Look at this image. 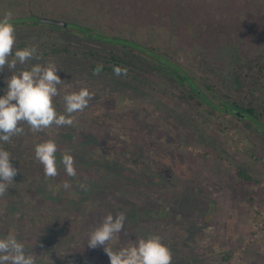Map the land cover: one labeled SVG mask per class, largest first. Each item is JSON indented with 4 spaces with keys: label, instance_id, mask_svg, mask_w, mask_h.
Wrapping results in <instances>:
<instances>
[{
    "label": "rangeland",
    "instance_id": "rangeland-1",
    "mask_svg": "<svg viewBox=\"0 0 264 264\" xmlns=\"http://www.w3.org/2000/svg\"><path fill=\"white\" fill-rule=\"evenodd\" d=\"M262 1L0 0V17L11 10L13 18L29 16L35 24V17L72 20L130 36L160 49L180 74L189 69L199 83L226 95L236 91L238 62L264 59ZM16 37L15 47H38L42 59L30 64L52 61L60 68L58 112L65 91L87 87L95 95L74 114L73 126L33 134L25 124V135L12 138L13 149L0 142L19 169L0 197V238L15 228L37 264H110L87 236L104 216L124 211L113 250L155 233L171 249L172 264H264L261 135L244 120L190 99L179 81L144 62L123 63L126 77L93 75L80 45L61 43L59 30L18 26ZM60 44L70 51L50 52ZM100 47L90 41L86 49ZM9 76L7 68L0 72V95ZM48 139L58 145V162L64 153L74 157L75 177L59 163V174L45 177L34 149Z\"/></svg>",
    "mask_w": 264,
    "mask_h": 264
},
{
    "label": "clouds",
    "instance_id": "clouds-1",
    "mask_svg": "<svg viewBox=\"0 0 264 264\" xmlns=\"http://www.w3.org/2000/svg\"><path fill=\"white\" fill-rule=\"evenodd\" d=\"M16 40L13 12L8 10L0 17V72L5 68L11 71V76L6 78L5 93L0 95V142L4 143H10L13 137L25 135V124L33 134L54 127L73 126L74 114L82 113L95 95L87 87L65 91L64 110L58 112L54 99L60 95L58 86L64 83L57 74L60 68L52 61L30 64L31 61L42 59L38 47L30 45L18 48L15 47ZM18 64H30V67L16 71ZM103 68L104 65L98 63L93 69V75H100ZM128 71L126 66H113V74L117 77H126ZM57 151L55 139H48L35 146V159L43 165L45 177L54 178L59 174L58 163L63 165L69 177H75L74 157L64 153L58 162ZM12 160L11 153L0 146V197L13 186L14 177L19 171L12 165ZM62 186L67 189L70 183L64 181ZM80 186L87 190L86 185ZM126 219L124 211L115 216L111 213L104 216L102 222L88 233L89 247L102 246L110 258V264H172L171 249L155 233L113 250L110 244L123 231ZM0 264H37L36 256L26 253L25 244L18 239L15 228L0 238Z\"/></svg>",
    "mask_w": 264,
    "mask_h": 264
},
{
    "label": "trees",
    "instance_id": "trees-1",
    "mask_svg": "<svg viewBox=\"0 0 264 264\" xmlns=\"http://www.w3.org/2000/svg\"><path fill=\"white\" fill-rule=\"evenodd\" d=\"M257 1L258 4L263 5L260 2L262 0H256V2ZM34 20L36 23L39 22L36 17ZM13 22L16 28L18 26H27L30 28L40 27L45 30H59L64 38L61 40V43H68L69 46L74 45L75 43L80 45V52H83L84 58L88 60L87 65L89 61H92L89 65L91 69H94L98 63L104 65L102 72H111L113 71L114 65L123 66V63L132 67H138V62H144L148 67L151 65L153 69L162 72L164 76L170 75L172 79L179 81L184 88L183 91L186 90L185 92L188 93L187 97L190 99L197 98L200 103L208 104L212 110L222 113L226 111L231 115L244 120L248 128L255 130L264 138V59L238 62L233 72L236 91L230 92V94L220 95L218 92L220 91L219 88L206 80L205 82L201 81L199 83L189 69H184L183 75L180 74L181 72L179 73L174 70L170 66L172 64H168V58L165 57L164 54L161 53V50L156 46L148 45L143 41L136 40L130 36L120 34L110 35L109 33L100 31L97 27L72 20L58 19L56 21L54 20L51 24L45 22L35 24L32 21V17L28 16L13 18ZM90 41L98 42L102 47L97 48L96 51L91 48L87 50L86 48ZM73 47L74 50L78 49L76 48L77 46ZM65 49L66 51H70V48H64L60 44L59 48H52L50 52L53 54H59ZM50 52L47 51L46 53L50 54ZM169 57L172 58L170 55ZM135 71L136 70H134V72ZM227 88L231 91L230 86H227ZM236 110L244 113L245 116L243 117L236 114ZM5 144L7 149H10L11 147L13 149L11 142ZM13 162L14 159L11 163ZM21 170H23V167ZM20 173L24 178H30L27 171H21ZM241 174H244V172L242 171ZM244 177L249 179V176L244 175Z\"/></svg>",
    "mask_w": 264,
    "mask_h": 264
},
{
    "label": "water",
    "instance_id": "water-1",
    "mask_svg": "<svg viewBox=\"0 0 264 264\" xmlns=\"http://www.w3.org/2000/svg\"><path fill=\"white\" fill-rule=\"evenodd\" d=\"M40 22H45V23H53L54 20H51V19H48V18H45V17H40V18H37ZM236 114L238 115H241V116H245L244 113H241L240 111L236 110Z\"/></svg>",
    "mask_w": 264,
    "mask_h": 264
}]
</instances>
